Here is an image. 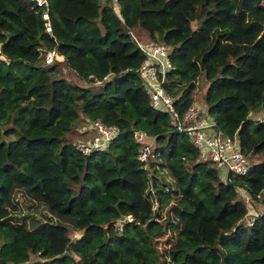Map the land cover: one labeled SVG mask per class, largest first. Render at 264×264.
I'll return each mask as SVG.
<instances>
[{
    "label": "trees",
    "instance_id": "obj_1",
    "mask_svg": "<svg viewBox=\"0 0 264 264\" xmlns=\"http://www.w3.org/2000/svg\"><path fill=\"white\" fill-rule=\"evenodd\" d=\"M46 2L0 0V264H160L158 234L171 222L157 216L169 191L161 159L178 194L170 263L264 264V0ZM134 30L166 45L160 84L174 108L196 106L205 130L230 137L244 173L219 175L150 104ZM50 49L61 57L46 62ZM94 119L117 132L82 151Z\"/></svg>",
    "mask_w": 264,
    "mask_h": 264
},
{
    "label": "built area",
    "instance_id": "obj_2",
    "mask_svg": "<svg viewBox=\"0 0 264 264\" xmlns=\"http://www.w3.org/2000/svg\"><path fill=\"white\" fill-rule=\"evenodd\" d=\"M37 5H47L46 0H34ZM45 22V28L49 29L48 14L45 8L41 12ZM140 47L145 52V57L137 68L138 74L144 84L145 91L149 96V102L152 106L160 104L168 111V121L177 129L188 131L191 134L192 141L203 148V156L210 158L222 171H232L237 174L245 172L247 159L245 155L233 144L230 137L220 138L216 133L205 130L207 122L201 116L196 106H188L182 114H179L172 104V98L164 91L160 84V77L171 64L167 55V47L162 42L143 41L139 42ZM57 54L50 49L44 53V60L50 61ZM95 127L96 133L86 142H77L76 147L82 151H87L90 147L101 148L104 141L114 136L117 127L114 124H105L99 119L91 121ZM133 135L136 139L142 137V132L135 130ZM149 151L148 145L143 144L137 152L139 159H144ZM223 174V173H222ZM225 174L221 175V180H225ZM239 188L242 199L247 201L248 197L245 190ZM130 218V216H128ZM252 216H248L245 223H250Z\"/></svg>",
    "mask_w": 264,
    "mask_h": 264
},
{
    "label": "rangeland",
    "instance_id": "obj_3",
    "mask_svg": "<svg viewBox=\"0 0 264 264\" xmlns=\"http://www.w3.org/2000/svg\"><path fill=\"white\" fill-rule=\"evenodd\" d=\"M135 38L137 39L138 42H143V41H147L148 37H146L145 35L141 34L140 32H138L137 30H134L133 32ZM147 39V40H146ZM60 55H57L56 58H60ZM204 88L202 87L201 92L199 94L198 98V105L200 106V108H203V105L201 104L202 101V93H203ZM261 115V110L256 108V109H252L249 111L248 116L251 118H258ZM86 129V135H88V137H90V135L93 133L91 131V129H89L88 124H85ZM208 130V129H207ZM256 157H258V155H255ZM253 157H249L248 160L251 161L253 160ZM163 160L161 159V162L155 164V169L156 172L161 176V178L166 181L168 183V185H166L165 190H167L168 188V192L163 195V199L159 201V205L157 206V213H158V217L159 218H163L166 217L168 218L171 222L167 223L166 225V232L164 233H160L158 234V241H157V246L159 248V258H161L160 264H171L169 261V258L167 256V246L169 244V242L174 239L180 223L179 221H177V215L176 213H174L172 211L171 208H169V205L172 204L171 202L174 201V199L176 198V196L178 195L177 193H175L176 190V185L173 184L172 182V178L170 177V175L167 172V169L164 167V164H162ZM222 172L221 169H218V174L220 175V173ZM237 193H241L240 189L237 188ZM159 195H162L161 193H159ZM162 197V196H161ZM154 202H158L156 198L153 199ZM23 201L19 202V206H20V211L17 214H21L23 212H26V208H27V203L25 204V207H23L22 205ZM25 203V202H24ZM253 204H255L253 202ZM251 204V205H253ZM154 207H156V204H153ZM247 215L249 214L248 211L246 213ZM33 217L35 219H39L38 217H36V215L34 214H30L29 217ZM128 217V216H127ZM40 220V219H39ZM41 221V220H40ZM42 226V225H40ZM39 226V228L36 230H39L41 227Z\"/></svg>",
    "mask_w": 264,
    "mask_h": 264
},
{
    "label": "water",
    "instance_id": "obj_4",
    "mask_svg": "<svg viewBox=\"0 0 264 264\" xmlns=\"http://www.w3.org/2000/svg\"><path fill=\"white\" fill-rule=\"evenodd\" d=\"M8 36H9V32H6V38H7ZM25 204H26V203L22 202L23 207H25Z\"/></svg>",
    "mask_w": 264,
    "mask_h": 264
},
{
    "label": "crops",
    "instance_id": "obj_5",
    "mask_svg": "<svg viewBox=\"0 0 264 264\" xmlns=\"http://www.w3.org/2000/svg\"><path fill=\"white\" fill-rule=\"evenodd\" d=\"M147 37V36H146ZM147 40V39H146ZM148 41V40H147Z\"/></svg>",
    "mask_w": 264,
    "mask_h": 264
}]
</instances>
